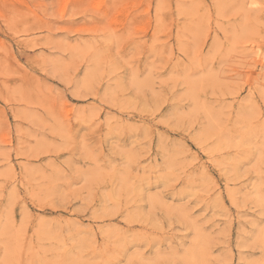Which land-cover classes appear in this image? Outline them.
I'll list each match as a JSON object with an SVG mask.
<instances>
[{"label": "rangeland", "instance_id": "1", "mask_svg": "<svg viewBox=\"0 0 264 264\" xmlns=\"http://www.w3.org/2000/svg\"><path fill=\"white\" fill-rule=\"evenodd\" d=\"M0 264H264V0H0Z\"/></svg>", "mask_w": 264, "mask_h": 264}]
</instances>
